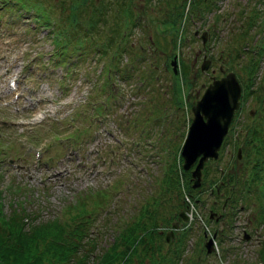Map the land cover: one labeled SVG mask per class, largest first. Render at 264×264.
<instances>
[{
	"label": "rangeland",
	"instance_id": "374dc122",
	"mask_svg": "<svg viewBox=\"0 0 264 264\" xmlns=\"http://www.w3.org/2000/svg\"><path fill=\"white\" fill-rule=\"evenodd\" d=\"M166 1L168 0L155 3L157 5L153 9L147 7V3L139 4L141 8L147 9L145 17L143 16L137 25H133L127 37V51L117 54V63L121 66V70H124L129 62H135L136 54H144L145 58L135 64L129 77L124 78L123 74H117L112 78L114 84L111 85L113 90L110 91V95L116 98L115 104L108 112L109 118L101 122L100 119L91 121L87 116L90 105L84 106L86 99L98 100L107 92L106 82L100 93L94 91V84L99 81L100 70L99 62L95 63L91 56L92 45L89 43L94 38L85 36V32L79 34L77 31L69 35L71 40L67 45L68 48L74 46L81 36L86 40L87 47L86 54L82 55L80 62L73 67L75 72L67 78L63 77L64 70L61 66L53 67L51 76L58 83L70 81L67 91L61 92L57 91V82L51 84L43 76L48 72L44 69L47 55L50 51L56 50L50 41V36L45 33L46 29L36 25L33 27L32 18L29 17L27 20L21 18L22 10L18 12V9L16 15L12 13L13 16H10V12H7L1 19V212L7 213L10 205L11 211L24 210L21 213L25 214L22 217L26 228L31 224L37 226L58 222L63 232L69 234L67 230L76 226L73 228L80 229L82 233L76 235L77 246L75 254L72 252L71 255L72 259H76V256L83 254L81 264H95L100 252L104 249L111 251L110 247L117 253L130 248L127 235L130 226L134 230L129 236L136 239L128 252L127 261L122 262L120 260L122 256L118 254L116 264H164L168 260H172L169 264H254L258 259L259 250L263 249L261 242L264 241V201L262 200L264 157L259 160L260 165L257 169L253 146L248 142L252 143L249 133L254 131L256 135L252 145L264 146V142L255 143L260 139L257 135L260 129L262 136L264 135V98L258 101L249 94L247 97L242 94L247 83V74L240 71L235 62L227 61L224 50L225 42L228 46H232V41L241 37L242 32L248 31L247 35L250 36L253 31L255 35L261 37L264 32V21H262L264 0H216L211 6V9L215 10L208 12V15L206 13V20L202 22L194 18L185 21L184 31L181 37H177L174 41V48L171 44L173 27L166 24L165 31H162L154 24L157 21L156 15L158 18L163 17V14L156 9L163 6L166 8V5L170 6L168 3L173 4V2L177 6L183 1L186 4L188 0ZM27 12L31 15L30 10ZM212 13L217 15V19L213 22L209 19ZM105 14L107 17L110 16L109 11ZM55 15V19H58L59 13L56 12ZM146 18H149L147 23ZM164 19L166 22L170 20L167 15ZM100 25L102 28L100 34L104 37L103 31L108 29V24L102 26L101 20ZM117 29L119 31L120 27L117 26ZM201 35L205 37V43L200 40ZM183 37L185 38L182 43ZM212 39L215 42H212ZM205 44H208L207 49H204ZM113 46V43L107 46V52H111ZM162 47L165 49L159 50ZM175 54L180 56L178 59L182 58L188 76L185 83L177 81L179 94L175 85L173 89L170 88V82L176 76L171 69L179 68L174 64ZM37 57L41 58L42 67ZM29 58L39 66L26 64ZM202 59L212 61V65L206 71L200 70ZM15 71H17V93L7 97L5 80ZM195 72H198L196 77L193 76ZM228 73H232L233 81L238 85V95L235 100L242 102L241 108L235 113V122L233 121L228 137L221 144L222 151L220 150L219 154L223 155H219L220 158L218 156L219 160L216 159L215 163H209L210 161L204 163V169L201 170V180L204 176H206L205 180L214 177L210 165L223 168L226 164L232 169L233 174L238 175V180L230 183V186L233 185L230 189L231 193L230 190L220 193L217 195L219 199L215 202L216 212H224L225 216H228V223H225V219L215 224L211 220L204 223L203 217H207L204 214L205 209L196 206L199 221L192 227V233L187 237L180 229L175 231V234L179 235L178 246L183 249L178 257L175 254L177 246L171 245L168 250L166 242L161 243L162 236L168 231L167 217H171L179 207L178 204L175 208L167 204L168 201L173 202L174 205L177 202L174 200L178 194L174 189H169L167 193L158 191L161 174L170 163V152L179 145L186 119L191 116L190 105L200 97L210 83L211 77L219 79ZM105 74L106 72L102 70L100 77L105 78ZM154 74L157 75V80L153 78ZM140 79L143 80L144 85L136 91L134 85ZM142 104H144L143 108H141ZM15 107L17 110L14 109ZM83 107L85 109L81 110ZM99 111H103L101 106ZM137 111L139 113L134 117V121L137 122L138 119L139 126H132L133 115ZM73 112H75L73 133L75 134L76 131L79 134L75 143L77 153L67 159L62 137L64 138L65 135L64 124ZM152 116L158 120L154 122L149 134H146L144 129L139 131L143 119L150 120ZM5 120L14 125L4 126ZM94 129L97 133L92 134ZM33 134L35 139H31ZM24 135L33 140V143L35 141L39 143H28ZM147 138L155 140L146 142ZM132 139L138 141L139 147L133 146ZM43 140H47L48 150L39 155L37 148L41 147ZM97 146L98 151L94 152ZM122 146L126 149V156L122 155ZM165 150L168 152L164 154ZM35 152L37 156H34ZM235 152H237L236 157H234ZM260 153L264 154V149ZM35 160H39L37 165L32 162ZM48 174H54V177H49ZM237 189H242L239 200L234 198L236 192L235 195H231ZM99 191L104 195L97 196ZM96 202H99V206L95 205ZM241 206H244L243 210H239ZM95 210L96 212L93 213ZM259 213H262L261 222L257 219H260ZM81 218L89 221L84 227L80 226ZM164 218L167 220L164 221ZM203 226L207 227L208 233L214 228L224 234L221 243L219 239H215L216 245L206 257H203L199 251L201 243L197 242L198 248L194 244L196 238L200 240L197 235L204 228ZM54 228H57V225H54ZM149 228L153 229L150 237L143 233ZM170 238H173V235ZM46 241L47 237L45 240H37L35 245L27 248L25 252L28 254L29 251V255H39L44 264H64L54 261L55 258L52 256L54 254L44 245ZM164 255H169L170 258L165 259Z\"/></svg>",
	"mask_w": 264,
	"mask_h": 264
},
{
	"label": "trees",
	"instance_id": "16d2710c",
	"mask_svg": "<svg viewBox=\"0 0 264 264\" xmlns=\"http://www.w3.org/2000/svg\"><path fill=\"white\" fill-rule=\"evenodd\" d=\"M5 1L7 2L12 1L11 4L13 6L16 4L20 7H23V9L31 10L33 14L32 17L38 23V25H41L43 28H47V33L50 36L53 46L56 49L55 51H53V53L55 55H59L61 54L62 50L66 48V44L68 41V36L66 35V33L69 32L70 34L75 29V31H77L79 34L85 32V36L94 38V41L99 42L102 36V34H100V32H102L100 21L102 20V26L108 24L107 26L108 29L103 31V33H105L104 36L106 42L107 44H112L115 42V36L118 32L116 31L117 26L120 27L121 30L130 28V26L132 27L133 20L136 16L138 15L141 16L144 14L143 16L145 17V12L147 9L145 10V7L141 8L139 4L147 3V7L153 9V7L159 4L161 0H5ZM174 3L175 2H173V4ZM215 3L216 0H189L187 2V6H188L186 12L187 18L191 19L193 17H199L205 19V16L208 15V12L210 11L213 12L215 10V9H211V6H213ZM173 4L168 3V5L170 6L166 5V8H163L164 7L163 6L156 9L159 13L163 14V17L161 18H158L157 15L155 17L157 18V21L154 24L159 27V30H164L166 24L171 25L173 28L177 27V24L175 22L180 17H182L183 13L185 12L183 9L185 2L183 1V3H181L180 5L178 3V6L177 4L174 5ZM108 11L110 12L109 17H107L105 14V12ZM56 12L59 13L58 19H55ZM166 15L167 17L170 18L171 21L167 20L166 22V20L164 19ZM210 17H211V21L217 19L216 13L210 14ZM249 17H251V14L249 15ZM107 19L109 22H111L110 24L107 21ZM63 20L64 22H62ZM148 20L149 18H146L145 22L147 23ZM262 21H264V17H262ZM250 26L251 24L249 25V27ZM249 27L248 29H250ZM83 28H87V29H83ZM247 32H242L243 35L241 37H238L234 41H232L233 43L232 46H228V43L225 42L226 49L225 50L223 48L222 49L224 50V54L226 56L225 58L228 59L227 61L230 63L235 62L239 67L240 71L242 70V72H245L247 74L248 79L246 80L247 83L243 88L242 94L246 97L249 94L252 98L261 101L264 98V32H262L261 37L255 35L253 31L251 32V35L248 36ZM166 33L169 34L168 31ZM173 34H176V31H173ZM213 41L215 42L214 39L212 40V42ZM171 44L172 45L174 44V39L171 41ZM160 49L164 50V47ZM97 53H100V48L98 49ZM232 67L234 68V64L232 65ZM187 77H188L187 67L186 65H184V63H181L179 65V76L176 75L173 80V84L176 86L175 88L177 90H178L177 81L185 83L188 80ZM261 85L263 86L260 87ZM178 94H179V90H178ZM249 131L251 132V130ZM255 135L256 133L254 131L253 133H249V139L252 140V143L254 142ZM257 135L260 139L256 140L255 143L257 142L262 144L264 142V135L262 136L261 129L260 132L257 133ZM248 143L251 146H253L254 156L256 157L255 164H256V168L258 169L257 166L260 165L259 160L264 157L263 156L264 154L260 153L261 151H263L264 146L261 147L260 145H256V144L252 145L250 141ZM173 153H174V157L172 162L167 164L166 170H164L162 173V183L166 186L164 193L165 192L167 193L169 189H174V192L178 194L176 199L174 200L177 201L175 205L171 201L167 202L170 205V207L175 208V206L178 204L179 207L184 208V197L181 195L182 193L181 189L187 194V196L192 197V195L189 192L190 191L189 182L183 180L184 175L180 173L181 172V170L179 169L180 159L178 158V162H177L176 160L177 154L176 152ZM221 154L222 153H220V156ZM223 168H225L226 170H224ZM223 168H221L222 170L221 172L219 170L214 172L213 178L211 177L208 178L209 180H213V186L217 187V192L216 189L212 190V194L215 195V197L214 199H212V201H209V205L207 206L208 208L207 210H211L213 212H216V206L211 204V202L214 203L217 202V199H219L218 198L219 196L217 197V195H219L222 192L225 193L229 191L233 186V185L230 186V183L238 180L237 179L238 175L233 174L232 169L228 168V165L225 164ZM234 173H237V171L235 170ZM241 192L242 189H237V191L235 190L234 192H232L231 195H235L234 197L235 200L237 198L239 200L241 196ZM102 193L103 192L99 191L97 193V196L100 197V195H104ZM230 193L228 195H230ZM262 196L263 194H261L260 197ZM98 204L99 202L95 203V205ZM21 212L23 211L21 210ZM21 212H19V209L16 210L14 209L11 211V205H10L9 211L4 214L3 212H1V203H0V264H44L39 255L38 256L37 254L29 255V251L28 254L25 251L27 248L34 246L37 240L39 239L45 240L46 237H47V241L44 243V245L48 246L49 250L52 251V253L54 254L52 255L55 258L54 261L63 262L64 264H81L83 254H79L78 256L75 255L76 259H72V255H71L72 252H74L75 254V248L77 246L76 240H78L76 235L82 233L80 229L76 230L73 228L76 226H72L67 230L69 234H65L63 232V229L60 227V224L58 225V222L39 224L37 226L31 224L29 227L26 228V224L24 223L22 217L25 214L24 213L22 214ZM95 212L96 210L93 213ZM82 214L83 212L80 213V215ZM259 215H260V219L259 218L257 219H259L261 222L262 213H259ZM167 218L169 219V222L178 220L179 219L178 213L173 212L171 214V217H167ZM167 218H164V221H166ZM88 223H89L88 220H86L85 218H81L80 226L84 227ZM76 224H77L76 221H74V225ZM54 225H57V228H54ZM168 225H166V227ZM133 230L134 229L132 228V226H130L127 231L130 248H125V250H122V252L119 253H117L116 250L113 252L112 247H110L111 251L104 249L98 255L95 264H116L115 262L117 260L118 254L122 256L120 260L122 262H126L128 259L127 256L128 252L131 250L132 244L136 239V238H132V236L131 237L129 236L133 232ZM152 230H153L152 228H149L148 230H145L143 233L146 234L147 236L149 235L148 237H150ZM212 232L216 233L215 238L217 240L219 239L221 243L223 240L222 237L224 236L223 232L219 231L217 233V230H215L214 228L211 229V233ZM175 233L176 232L173 233V238L169 237L168 242H166L164 236H162L161 243L166 242V246L168 247L167 248L168 250L171 247V245L177 246V248L175 249V254L176 256H178L181 254L183 249L179 248L180 247L178 246L179 235L177 236V234ZM191 233H192L191 231L189 233L186 232V234L184 235L188 237ZM50 234L52 236H49ZM201 235L199 234L197 235V237H200ZM197 242L201 243V241L197 240V238L195 239L194 244L196 248H198ZM183 243H185V241H183ZM261 245L263 246V249L259 250L258 259H256L254 264H264V241L261 242ZM199 251H201L200 253L203 255L204 249L202 247V244L201 247L199 248ZM164 257L165 259L170 258L169 255H164ZM170 262H172V260L171 261L168 260L164 264H169Z\"/></svg>",
	"mask_w": 264,
	"mask_h": 264
},
{
	"label": "water",
	"instance_id": "95a60500",
	"mask_svg": "<svg viewBox=\"0 0 264 264\" xmlns=\"http://www.w3.org/2000/svg\"><path fill=\"white\" fill-rule=\"evenodd\" d=\"M205 66L202 63L201 67ZM237 86V83L233 81L232 73L212 80L199 100L191 107L192 120L180 153L184 169L191 166L198 156L197 164L191 172L192 177L198 179L202 162L207 157L215 156L220 140L226 132L232 111L237 106L235 100L238 95ZM165 238L167 239V235ZM205 245L209 251L210 239Z\"/></svg>",
	"mask_w": 264,
	"mask_h": 264
}]
</instances>
